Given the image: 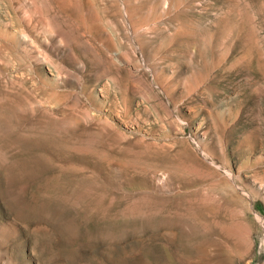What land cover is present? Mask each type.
I'll list each match as a JSON object with an SVG mask.
<instances>
[{
	"label": "rangeland",
	"instance_id": "374dc122",
	"mask_svg": "<svg viewBox=\"0 0 264 264\" xmlns=\"http://www.w3.org/2000/svg\"><path fill=\"white\" fill-rule=\"evenodd\" d=\"M263 224L264 0H0V264H264Z\"/></svg>",
	"mask_w": 264,
	"mask_h": 264
},
{
	"label": "bare ground",
	"instance_id": "6f19581e",
	"mask_svg": "<svg viewBox=\"0 0 264 264\" xmlns=\"http://www.w3.org/2000/svg\"><path fill=\"white\" fill-rule=\"evenodd\" d=\"M132 3H133V2H132ZM127 4H128V3H127ZM110 5H112V4H110ZM122 5H123V6H122V13H123V15L125 16V18L127 19V22H128L127 24H128L129 27L132 29V28H133V23H134V22L131 21V15H132V14H130L131 12L129 13V11H127V8H126V5H125V4L122 3ZM106 10H107V8H106ZM109 19H111V18H109ZM132 20H133V19H132ZM109 21H110V20H109ZM125 21H126V20H125ZM106 22L108 23V21H106ZM112 23H113V22H112ZM108 24H109V23H108ZM114 24H115V23H114ZM128 25H127V26H128ZM137 25H138V24H137ZM137 25H136V26H137ZM56 27H57V26H56ZM100 28H101V27H100ZM49 29H51V28H49ZM55 29H56V28H55ZM114 30H115V29H114ZM48 31H49V30H48ZM142 31H144V30H142ZM150 33H151V32H150ZM117 34H118V33H117ZM117 34H116V35H117ZM62 35H63V34H62ZM64 35H65V33H64ZM125 35H126V34H125ZM136 35H137V34H136ZM144 35H146V34H144ZM67 36H69V35H67ZM63 37H64V36H63ZM63 37H62V38H63ZM66 38H67V37L65 36L64 39L66 40ZM68 39H69V37H68ZM80 39H81V38H80ZM59 40H60V39H59ZM59 40H58V41H59ZM83 40H84V39H83ZM66 41H67V40H66ZM141 41H142V40H141ZM55 42H56V41H55ZM77 42H78V41H77ZM87 42H88V41H87ZM90 42H91V41H90ZM83 43H84V42H83ZM83 43H82V44H83ZM108 43H109V42H108ZM148 43H149V42H148ZM50 44H52V43H50ZM60 44H62V43H60ZM71 44H72V43H71ZM78 44H79V43H78ZM78 44H77V45H78ZM85 44H86V43H85ZM88 44H89V43H88ZM121 44H122V43H121ZM66 45H67V44H66ZM89 45H90V44H89ZM92 45H93V44H92ZM92 45H91V46H92ZM109 45H110V44H109ZM158 45H159V44H158ZM71 46H72V45H71ZM74 46H75V44H74ZM85 46H86V45H85ZM87 46H88V45H87ZM94 46H95V45H94ZM107 46H108V45H107ZM110 46H111V45H110ZM110 46H109V47H110ZM160 46H161V45H160ZM133 47H134V46H133ZM136 47H137V46H136ZM158 47H159V46H158ZM68 48H69V45H68ZM138 48H140V47H138ZM138 48H137V49H138ZM152 48H153V47H152ZM63 49H64V48H63ZM97 49H99V48H97ZM157 49H158V48H157ZM83 50H84V49H83ZM94 50H95V49H94ZM141 50H142V49H141ZM154 51H155V50H154ZM156 51H157V50H156ZM69 52H70V51H69ZM81 52H82V51H81ZM100 52H101V51H100ZM89 53H90V52H89ZM95 53L97 54V52H95ZM102 53H103V52H102ZM87 54H88V53H87ZM90 56H92V55L90 54ZM102 56H103V55H102ZM93 57H94V55H93ZM97 57H100V56H97ZM100 58H101V57H100ZM94 59H95V57H94ZM97 60H99V59L96 58V61H97ZM100 60H101V59H100ZM103 60H104V58H103ZM112 60H113V59H112ZM114 61H115V60H114ZM100 62H101V61H100ZM111 62H112V61H111ZM98 68H99V67H98ZM105 70H106V69H105ZM96 72H97V71H96ZM103 76H104V74H103ZM101 77H102V76H101ZM65 78H66V77H65ZM164 85H165V84H164ZM165 88H166V87H165ZM148 89H149V88H148ZM151 91H152V90H151ZM149 92H150V91H149ZM263 225H264V224H263ZM247 235H248V232H247L246 230L241 231V235L239 234V236H242L244 239L247 237ZM249 235H250V234H249ZM263 240H264V239H263ZM246 242H247V241H246Z\"/></svg>",
	"mask_w": 264,
	"mask_h": 264
}]
</instances>
